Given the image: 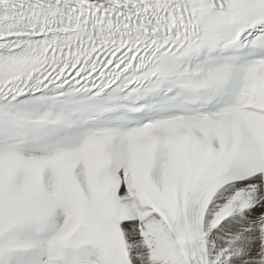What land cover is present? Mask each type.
<instances>
[{"label": "snow or ice", "instance_id": "1", "mask_svg": "<svg viewBox=\"0 0 264 264\" xmlns=\"http://www.w3.org/2000/svg\"><path fill=\"white\" fill-rule=\"evenodd\" d=\"M0 264H264V0H0Z\"/></svg>", "mask_w": 264, "mask_h": 264}]
</instances>
